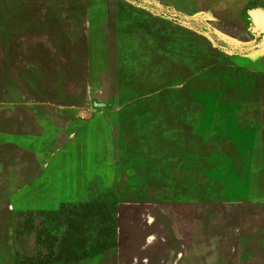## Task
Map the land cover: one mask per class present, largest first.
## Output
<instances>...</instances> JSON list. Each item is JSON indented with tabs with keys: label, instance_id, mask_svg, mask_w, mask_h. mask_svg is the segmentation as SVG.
I'll list each match as a JSON object with an SVG mask.
<instances>
[{
	"label": "rangeland",
	"instance_id": "374dc122",
	"mask_svg": "<svg viewBox=\"0 0 264 264\" xmlns=\"http://www.w3.org/2000/svg\"><path fill=\"white\" fill-rule=\"evenodd\" d=\"M16 34L39 65L20 79ZM0 51V126L35 127L21 100L65 84L45 108L79 149L0 166V264H264V0H0ZM103 199L112 245L67 263L64 217Z\"/></svg>",
	"mask_w": 264,
	"mask_h": 264
},
{
	"label": "crops",
	"instance_id": "0c3cea01",
	"mask_svg": "<svg viewBox=\"0 0 264 264\" xmlns=\"http://www.w3.org/2000/svg\"><path fill=\"white\" fill-rule=\"evenodd\" d=\"M75 31L77 30H66L65 35H68V33L73 34L72 32ZM21 37L22 34L12 36L11 45L14 47V57L10 69L4 67L3 75L5 76L16 75L19 76L20 79L28 74V69H35L39 66L38 64L31 62L30 53H26L23 47H21L22 42H25L23 44H27L29 41H32V39L26 37L22 40ZM63 37L69 38V36ZM50 65L51 63L48 62H46V65L41 64V68H39L40 70H33V73L30 74H34L36 76L47 75V70L45 72L43 70H45L44 68H52ZM44 84H39L43 85L40 87H43L45 92V97H43L42 100H36V98L32 97L30 94L25 95V97L21 100V102L24 103H26V101L38 102V105L34 107L42 113L40 115H37L36 113L33 117H30V120L35 119V127H32L31 129H27V127H20V129L16 131L11 130L9 126H0V166H78L77 159L72 158L73 152L75 151V154L79 151L78 148L75 149L74 144L77 139L76 134L78 133L76 126V122H78L77 116L73 115L71 117L72 120L69 121L66 126L67 131L62 132L60 127L52 123L53 114L57 112L59 106H56L55 112L54 110H47V108H45L46 105L48 109L54 108V105L56 104H53L54 97L51 93L64 88L65 84H62L63 87L60 86L61 88L59 86L55 87L53 85ZM81 90L84 93L83 100H85V97L87 96L85 91H89V87L83 83L81 85ZM76 98L77 96L71 97V99H69L71 100V104L69 103L66 105L74 106L76 104ZM49 103L51 105H49ZM27 107L28 106H25V108ZM64 109L65 108L61 109V111H64ZM5 121L9 122L11 120L4 116H0V122ZM28 121L29 117H25V122L27 123ZM88 153L91 157L92 148L90 146ZM90 166H92V164Z\"/></svg>",
	"mask_w": 264,
	"mask_h": 264
},
{
	"label": "trees",
	"instance_id": "16d2710c",
	"mask_svg": "<svg viewBox=\"0 0 264 264\" xmlns=\"http://www.w3.org/2000/svg\"><path fill=\"white\" fill-rule=\"evenodd\" d=\"M173 18L176 19L175 16H173ZM183 146H186L184 140ZM103 207L104 210H101ZM85 208L86 209L80 207L81 212L75 210L70 216L64 217L65 221H68L67 234L69 237L67 241L70 243L68 246L70 248L80 246V249L83 248L84 251L81 255L76 248L71 250L70 253L67 252V258L65 259L67 263L74 259L72 256L76 257L77 255H80L76 259H84L87 257H93L107 250L112 245L111 242H108V239H114L117 221L113 215L112 208L108 205V201L104 199L102 201H95L90 207L85 206ZM101 212L104 213L102 216ZM30 213L34 214L35 212ZM36 213H39V211H36ZM44 213L50 214L53 212ZM72 221L73 227L75 228L77 226L75 231L70 230ZM80 227H84L85 230L81 232ZM59 252L50 253L49 256H46L45 264H51L54 262V259L59 258ZM17 257L14 260V264H24V262Z\"/></svg>",
	"mask_w": 264,
	"mask_h": 264
},
{
	"label": "water",
	"instance_id": "95a60500",
	"mask_svg": "<svg viewBox=\"0 0 264 264\" xmlns=\"http://www.w3.org/2000/svg\"><path fill=\"white\" fill-rule=\"evenodd\" d=\"M81 30H82V29L79 28V30H77V31H75V32H72V33H73V35H76V34H78V32L81 31ZM92 106H93L94 108H104V107L107 106V104L104 103V102H97V101H95V100H92ZM8 249H9V248H8ZM8 255H9V251H8Z\"/></svg>",
	"mask_w": 264,
	"mask_h": 264
}]
</instances>
